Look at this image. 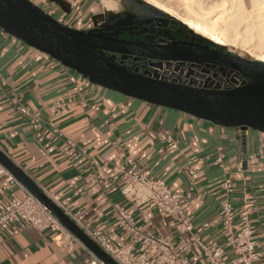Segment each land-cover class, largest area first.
Instances as JSON below:
<instances>
[{
	"label": "crops",
	"instance_id": "1",
	"mask_svg": "<svg viewBox=\"0 0 264 264\" xmlns=\"http://www.w3.org/2000/svg\"><path fill=\"white\" fill-rule=\"evenodd\" d=\"M44 1L46 14L80 31L101 12L97 0H73L68 6L60 0L63 7ZM2 32L0 74L6 86L0 89V150L52 201L115 246L127 241L111 216L116 205L133 217L136 226L180 240L183 236L172 220L121 195L124 173L135 163L183 196L182 207L194 231L215 248L222 245L217 214L224 200L222 183L229 178L235 188L228 198L234 222L238 224L239 212L250 206L255 240L264 243V134L245 131L243 147L239 129L215 126L94 86ZM72 76L74 82L69 80ZM20 106L41 114L39 130L30 129L18 113ZM163 135L172 142L162 141ZM12 191L21 196L20 189ZM2 203L0 195V207ZM20 227L14 234L13 225L0 224V264H88V252L79 246L61 249L47 229ZM189 258L194 264H209L196 247ZM224 261L231 264L230 259ZM255 264H264V257Z\"/></svg>",
	"mask_w": 264,
	"mask_h": 264
},
{
	"label": "water",
	"instance_id": "2",
	"mask_svg": "<svg viewBox=\"0 0 264 264\" xmlns=\"http://www.w3.org/2000/svg\"><path fill=\"white\" fill-rule=\"evenodd\" d=\"M50 1L64 6L60 0ZM130 1L151 9L146 4ZM157 14L167 17L158 11ZM93 20L96 25L97 20ZM0 30L50 57L94 86L151 106L177 111L215 126L239 129L243 147L245 131L264 134V63L232 56L227 50L226 53H215L181 43L152 46L74 30L60 24L29 0H0ZM107 54L133 57L134 62L146 59L153 61L154 66L171 62L217 65L244 75L248 82L242 87L228 90L180 85L133 69L134 65L128 68ZM0 165L102 263L116 264L1 150ZM242 166L245 170L244 153Z\"/></svg>",
	"mask_w": 264,
	"mask_h": 264
},
{
	"label": "built area",
	"instance_id": "3",
	"mask_svg": "<svg viewBox=\"0 0 264 264\" xmlns=\"http://www.w3.org/2000/svg\"><path fill=\"white\" fill-rule=\"evenodd\" d=\"M200 64L205 63L171 62L162 63L160 66L150 64V71L139 70L151 76L156 75L161 80L180 85H194L201 89L228 90L242 87L248 82L244 75L231 69H220L222 67L217 65L210 66L218 68V71H226L227 77L211 75L205 79L198 70ZM69 80L74 82L75 78L72 76ZM5 86L6 82L0 74V89ZM18 113L27 119L31 130H39L43 122L39 112H30L20 106ZM50 126L53 133L61 136L52 124ZM160 139L172 142L171 137L167 135L161 136ZM189 173L196 178L194 172ZM0 177L2 178L0 195L3 199L0 207V224L13 225L14 234L23 229L20 225L34 230L47 229L53 234L54 243L58 248L68 249L75 245L79 246L88 252L90 256L88 264H104L1 165ZM124 178L121 195L137 207L146 205L157 209L161 218L170 219L175 223L183 238L171 241L156 234L153 229L138 227L133 217L123 207L116 205L111 209V216L118 229L126 235L127 241L123 245L115 246L102 232L79 221L75 214H70L53 200L62 212L116 264H194L189 258L194 247L201 252L209 264H227L225 259H230L231 264H255L263 260L264 243L255 240L254 228L249 222L251 207H243L239 212L238 224L234 222V207L228 198L235 188L229 178L222 183L224 200L217 214L222 245L215 248L208 247L194 231L190 218L184 213L182 195L174 193L163 181L151 178L148 171L138 168L135 163L129 164ZM13 187L20 189V197L14 194ZM206 227L207 225L203 226Z\"/></svg>",
	"mask_w": 264,
	"mask_h": 264
},
{
	"label": "bare ground",
	"instance_id": "4",
	"mask_svg": "<svg viewBox=\"0 0 264 264\" xmlns=\"http://www.w3.org/2000/svg\"><path fill=\"white\" fill-rule=\"evenodd\" d=\"M103 1L104 0H101V2ZM111 1H113V3L115 4L116 10L124 11L126 6H128L129 8L131 7L130 8L131 13H137L136 11L138 10L137 9L138 4L133 6L127 3H122V4L120 3L121 4L120 6L118 5L119 3H117V0H111ZM134 1L136 2L140 1L143 4H146L150 8L155 9L158 12L173 18L176 22L190 29L194 33L219 45H225V43L228 45V41L230 40L228 38L226 39L225 36L224 38L228 41H226L225 39H221L222 34L224 35V33L222 32L221 36L219 35L220 32L218 31L219 29L217 30V28L220 25L225 26V28L230 29V30H236L237 28H239V26H241V24L245 25L243 27L245 28L244 29L245 32L242 29V31L245 33L244 37L249 36L250 37L249 40L251 41L256 40L255 43L252 42L253 48L250 52L251 57L254 59V61L264 63V0H222L221 1L222 4L220 6L221 7L220 13H218L217 16L215 15V17H210L211 15L208 16L209 15L208 12H211L210 11L211 3L208 6V8L210 7L209 8L210 10L206 12L208 13V15H205V13L201 14L202 12H204L203 6L205 3L204 4L202 3V1L204 0H169L167 2H165L164 0H134ZM172 1H175L178 4L177 7L179 6L183 14L181 13V11L178 12L175 8L169 6V4L173 3ZM208 1H211V0H208ZM168 2H171V3L168 4ZM216 4L218 5V2ZM193 6H196L195 11H194ZM215 6L216 5H214V7ZM226 6H229V7H226ZM217 9H219V7ZM213 12L214 10L211 13L214 14ZM222 26H220V29ZM216 31H218L219 33L217 32L218 34H216ZM242 31L241 33H243ZM232 33L234 32L232 31ZM241 36H243V34ZM251 38H255V39H251ZM251 41L249 42L251 43ZM231 43L232 42H230V44Z\"/></svg>",
	"mask_w": 264,
	"mask_h": 264
},
{
	"label": "flooded vegetation",
	"instance_id": "5",
	"mask_svg": "<svg viewBox=\"0 0 264 264\" xmlns=\"http://www.w3.org/2000/svg\"><path fill=\"white\" fill-rule=\"evenodd\" d=\"M99 9L101 10L102 7H99ZM96 23V25L90 23L84 31H90L97 35L119 39L131 43H139L152 46H165L181 43L191 44L200 48L207 49L209 51H214L215 53L227 52L220 47L212 45L198 37L193 36L183 27L173 23L172 21L166 18H159L150 13H144L142 14V16L118 14L115 18L108 20L105 18L103 12H100ZM229 54L245 59L233 52H229ZM107 55L110 57H114L117 63L127 65L128 68H131L132 65H134L133 69H143L145 71H150L151 69L149 68V65L154 63L153 61H149L146 59H137L138 61L134 62L135 58L133 57L122 58V56L119 55ZM224 68L226 67H222L220 69ZM198 70L201 75L205 76V79L211 75L227 77L228 74L226 71H218V68L206 64L198 65ZM189 75L193 74L189 73Z\"/></svg>",
	"mask_w": 264,
	"mask_h": 264
},
{
	"label": "rangeland",
	"instance_id": "6",
	"mask_svg": "<svg viewBox=\"0 0 264 264\" xmlns=\"http://www.w3.org/2000/svg\"><path fill=\"white\" fill-rule=\"evenodd\" d=\"M31 3H33L35 6H37V7H39L43 12H45L46 13V11H47V8H46V3H45V1L44 0H29ZM165 2H167V1H169V0H164ZM206 0H204V1H202V3L204 4V6H203V4H202V6H203V9H204V12H202L201 14H204L205 13V15H208V13H209V15L208 16H210V17H215V15L217 16L218 15V13H220V9H221V4H222V0H211V1H206ZM73 2V0H66V4H67V6L70 4V3H72ZM173 3H171V2H168V4L169 3H171V4H169V6H171V7H173V8H175L178 12H180L181 10H180V8H179V6L177 7V3L175 2V1H172ZM218 2V5L216 4V3ZM232 2V1H231ZM230 2V3H231ZM117 3H119L118 5H120L121 6V4L122 3H127V4H131V5H137L136 3H134V2H132V1H130V0H117ZM121 3V4H120ZM137 3H142V2H140V1H137ZM210 3H211V5H210ZM219 3H220V5H219ZM233 3V2H232ZM98 4L100 5L99 7L101 8L102 7V9L100 10L101 12H103V14H104V16H105V18L106 19H108V20H110V19H113V18H115L118 14H126V15H129V16H142V14H144V13H150V14H152V15H154V16H157V17H159V18H166V19H168V20H170V21H172L170 18L171 17H169V16H167V17H164V16H159L158 14H157V10H155V9H146V8H144V7H141V6H139V5H137L136 7H137V13H131V11H130V8L128 7V6H126V8H125V10L124 11H119V10H116L115 9V4L113 3V1H111V0H104L103 2H101V0H98ZM174 5V6H173ZM211 6V10L208 8V6ZM214 5H216L215 7H214ZM67 6L65 7V8H67ZM130 6V5H129ZM176 6V7H175ZM201 6V7H202ZM194 7V11H195V8H196V6H193ZM206 7V8H205ZM219 7V9H217ZM226 7H229V6H226ZM213 11L214 10V14H212L211 12H208V13H206L207 11ZM216 10V11H215ZM218 10V11H217ZM51 11H49V13H50ZM142 12H144V13H142ZM181 13L183 14V12L181 11ZM217 13V14H216ZM55 16V15H54ZM82 21V20H81ZM173 23H175V24H177V25H179V26H181V27H183L185 30H187L189 33H191L193 36H195V37H198V38H200V39H202V40H204V41H206V42H208V43H210V44H212V45H215V46H217V47H221V48H225V50H227L228 52H233V53H235V54H237V55H239V56H241V57H243V58H245V59H247V60H249V61H254V59L251 57V50H252V45H253V43H255V41H251V40H249L250 39V37L249 36H247V37H244L245 36V28H243L245 25H242L241 24V26H239V28H237L236 30H230V29H227V28H225V26H222V25H220V26H222L223 28H224V30H223V28L221 27V29H220V26L217 28V30L220 32H218V31H216V34H218L219 33V35L221 36V34H222V32L224 33V35L222 34V38L221 39H230L229 41L228 40H226V41H228V45L225 43V45H219V44H216V43H214V42H212V41H210V40H208V39H206V38H204V37H202V36H200V35H198V34H196V33H194L193 31H191L190 29H188V28H186L185 26H183V25H181V24H178L177 22H175V21H172ZM82 23V22H81ZM82 26H83V23H82ZM85 26H83L82 28H84ZM85 29V28H84ZM242 29L244 30V32L242 31ZM74 30H76V29H74ZM240 30V31H239ZM227 31V32H226ZM229 31V32H228ZM232 31L234 32V33H232ZM236 31V32H235ZM239 31V32H238ZM241 31L243 32V33H241ZM218 32V33H217ZM230 33V34H229ZM239 33H240V35H239ZM243 34V36H241ZM232 35V36H231ZM236 35H238V36H236ZM224 36H225V38H224ZM231 36V37H230ZM233 36H235V37H233ZM230 37V38H229ZM239 37V38H238ZM242 37H244V38H242ZM241 38V39H240ZM232 39V40H231ZM244 39V40H243ZM251 39H255V38H251ZM251 41V43L249 42V41ZM236 43H235V42ZM247 41V42H246ZM230 42H232L231 44H230ZM238 42V43H237ZM241 42V43H240ZM249 42V43H248ZM253 42V43H252ZM233 43H234V45H233ZM238 44V45H237ZM247 44H248V46H247ZM243 45V46H242ZM241 46V47H240ZM77 75V74H76Z\"/></svg>",
	"mask_w": 264,
	"mask_h": 264
}]
</instances>
